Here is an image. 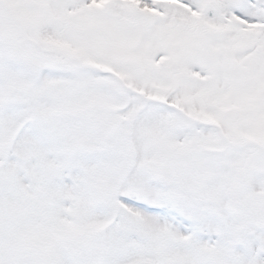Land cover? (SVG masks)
Wrapping results in <instances>:
<instances>
[{
  "label": "snow or ice",
  "instance_id": "obj_1",
  "mask_svg": "<svg viewBox=\"0 0 264 264\" xmlns=\"http://www.w3.org/2000/svg\"><path fill=\"white\" fill-rule=\"evenodd\" d=\"M0 264H264V0H0Z\"/></svg>",
  "mask_w": 264,
  "mask_h": 264
}]
</instances>
